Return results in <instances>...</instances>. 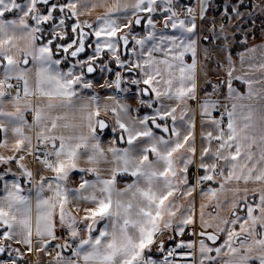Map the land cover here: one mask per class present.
Listing matches in <instances>:
<instances>
[{
	"label": "snow or ice",
	"instance_id": "1",
	"mask_svg": "<svg viewBox=\"0 0 264 264\" xmlns=\"http://www.w3.org/2000/svg\"><path fill=\"white\" fill-rule=\"evenodd\" d=\"M97 7L106 8L96 18L98 27L79 20ZM129 9L131 15L121 26L117 14H127ZM158 10L168 14L164 28H178L182 35H162L147 50L144 45L146 40L155 39L154 31L142 39L133 35L141 49L140 57L146 52V58L135 63L121 60L119 42L127 48L129 34H117L133 24L140 25L142 19L154 30L151 14ZM204 11V0H200L201 18ZM233 11L240 15L236 8ZM139 13L149 15L142 18ZM187 13L190 20L179 19L173 0H135L132 4L114 0L111 6L107 0H0V165L5 166L0 172V253L11 248L6 242L14 241L25 246L28 253L50 256L51 264H175L169 257L191 256L192 252L177 250L194 249L196 245L181 239L166 250L164 235L171 230L173 235L168 239L175 241L195 224L188 198L199 188L201 196L214 201L217 209L214 216L208 214L209 222L204 211L208 204H200L199 236L214 246L199 239V264H264V79L245 78L250 73L234 75L236 69L229 55L227 80L222 83L227 86L231 107L212 99L220 85L210 81L212 92L205 91V96L199 97L197 42L183 35L195 31L196 17L191 7ZM73 18L69 25L67 21ZM84 28L91 29L96 37L95 55L77 60L62 71V62L85 51L90 33ZM105 49L119 68L125 69L127 64L126 71L139 70L142 78L131 83L144 85L139 92L148 99H141L140 104L151 109V114L134 117L128 114L127 105L116 101L110 110L116 114L112 131H119V136L107 148L101 144L97 127L103 130L108 125L103 119L94 120L100 115V106L91 107L98 98L92 96L79 107L75 99L78 86L93 87L85 80L84 69L94 72L93 61ZM154 52H162L163 58ZM249 52L254 60L257 49ZM61 53L64 55L54 58ZM186 53L192 55L190 64L185 62ZM30 59L35 70L22 67ZM249 68L264 73V50L258 65L250 64ZM234 79L247 84V97L232 87ZM122 80L117 71L107 86L127 91L121 88ZM255 84L260 88L254 89ZM245 99L258 104L242 103ZM190 101L198 109L192 108ZM65 109L72 110L71 119ZM104 111H109L107 105ZM117 139L126 146L116 147ZM29 159L38 165L35 175ZM13 166L32 185L28 191L35 189V209L31 196L22 194L20 180L5 179L16 176ZM192 167L196 169L194 176ZM41 171L51 175H40ZM74 172L81 174L79 183L69 187ZM190 176L194 183H190ZM118 177L130 181L121 187ZM209 182L218 187H202ZM46 190L52 195H42ZM225 209L228 215H222ZM57 217L66 237L57 235ZM210 228L214 231L208 232ZM221 234L225 239L217 245ZM154 247L165 253L163 259L154 258ZM13 251L23 259L20 248ZM66 251L70 255H65Z\"/></svg>",
	"mask_w": 264,
	"mask_h": 264
},
{
	"label": "crops",
	"instance_id": "2",
	"mask_svg": "<svg viewBox=\"0 0 264 264\" xmlns=\"http://www.w3.org/2000/svg\"><path fill=\"white\" fill-rule=\"evenodd\" d=\"M134 1L135 0H124V2H126L128 4L135 3ZM113 2H114V0H107V5L111 6ZM186 2H187V0H183V3L181 4V6L179 5L180 9L177 12H178L179 19H185L186 21H188L191 18H185V17H183V14H182V5L185 4ZM105 11H106L105 7H97L95 9H91L90 11H87L83 15H81L79 17V20L81 22L86 21L87 23L93 24L94 28L98 27V22H97L96 18L100 15H103ZM131 11L132 10L129 9V12L127 14L123 13V12L118 13L117 14V23L120 24L121 26H123L125 23H127V19L130 17ZM156 13L151 14L153 16L155 23H156V28L154 30L147 26L146 19H142V23L140 25L133 24L131 29L124 28L123 33L117 34L118 36L123 35L125 33L129 34V44H128L127 48L123 47V41L119 42L118 55H120L121 60L135 63L137 61V59L146 58V52H145L144 57H140L141 49H140V46L135 44V41L132 40L133 35L136 36L138 39H142V38H146L148 36L149 32L154 31L155 39L154 40H146V43L144 45L145 50L151 48L153 46V44L158 43V41L162 35L163 36H175V37H180L182 35L181 30L178 28L177 29H172L171 27L164 28L163 21H164L165 16L168 15L167 13H164V12L157 13V14ZM139 15L142 18H144V17H147L149 14L148 13H139ZM158 15H159V17H156ZM9 18H11V17H9ZM133 19H134V17H133ZM74 21H75V18L67 21V23L69 25H71ZM195 23H196L195 31L191 34L184 33L183 35L189 39H195L197 42L196 43V61H197L196 73H197V85H198L197 92H198V96L203 98L205 96V91H207L209 93L212 92V88L210 90V89H207L206 87H208V85H210L208 83L209 81L212 84H214V81L216 80L215 75H216L217 71H219L221 69L223 61H221V59L219 60L217 58L214 59V57H211V56L209 57L208 54H207L208 57H206V53H208V51L206 50V47H207L206 42H209V39H206L204 37V35L202 34V24H201L199 17H196ZM44 27H46V26H44ZM84 31L90 33V35H91V31H92L91 29L84 28ZM254 33H256V34H255L254 39L251 40L250 45L247 46L246 45L247 43L241 42V44L243 43L244 49L241 50L240 52L236 53V55H235V53H230L229 55L231 56V59L238 57V59L241 60V54H243L244 60H246V62L249 63V60H250V55L248 54L249 49H252V48L257 49V48H261V47H262V49H264V36L263 35L259 36V32H257V30ZM72 36H74V34H72ZM91 36H92V40L89 42L88 47H87L90 50L89 54H87L84 57H81L82 53H80L78 57L68 58V61L62 62V64L60 65V68L62 71H67L68 67H70L71 64L75 63L74 62L75 59L76 60H82V59L87 60V58L89 56H93L95 54L94 48H95V44H96V37L94 35H91ZM42 42L43 41H37L38 44L42 43ZM165 46H167V45H165ZM133 48L136 49L135 53L132 52ZM62 55L63 54L61 53V54H59V56L54 57V58H60ZM153 55L156 56L157 58H163L162 52H154ZM233 55H235L236 57H234ZM184 59H185L186 63L190 64L192 62L191 53H186ZM232 62H233V65L235 66V69H236L239 65L235 61H232ZM224 63H226V62H224ZM64 64H67V65L64 67ZM96 64H98L96 67H94V65H93V67L96 70L92 73L87 72L85 75L86 80L91 81L93 87L89 88V89H82V88H79V86H78L77 87L78 97L75 99L77 102V106L79 107V105L82 103H88L89 99L92 96H96L98 98L95 102L91 103V107L93 109H95L97 104L100 106V115L98 117H94V120L103 119L105 121V123L108 125V127L103 129V130H101L97 127V135L100 138L101 144H102V146L107 148L108 146H110L111 141L114 138L119 136V131H117V132L112 131V128L115 127V116H116V114L110 110L112 107H116V103H115L116 101H119V103L122 105H127L128 110H129L128 114L131 116H134V117L135 116H143L144 114H151V109H148V108H146L140 104L141 99H144V100L148 99V97L142 96L139 92V89L143 88L144 85L143 84L134 85L131 83L132 79H141L142 78L139 70H134L132 72H128L125 70L127 68V64L125 65V69L119 68V66L115 63V60L113 59L112 54L110 53V51L108 49H105L104 52H102L100 54V56L97 58ZM111 64L114 65V68H112ZM105 66H107L108 69H112V71H108L106 79L103 82H101L100 80L98 81L97 77H99V70L101 69V67H105ZM22 67H29V68H33V70H35V65L31 61V59L29 60L28 65H26V66L22 65ZM79 70H80V68L77 66L76 71L79 72ZM0 71H2V69H0ZM117 71H119L121 73V76L123 78L122 83H121V88L127 89V91H121L119 89H116L114 86L113 87L107 86L108 84H110L112 81L115 80V72H117ZM235 72H234V75H235ZM236 73H237V75H240L238 72H236ZM218 79H219V81L221 80V78H218ZM222 79H223V81L227 80V79H224V77ZM13 81H15V80H13ZM223 81H221V83H220L221 86L223 87V88L221 87L222 92L218 91L215 95L212 96V99L218 100L222 105H227L230 108L232 101L227 98L228 89L224 86L225 84L222 83ZM239 82H240V80L234 79L232 81V85H233L232 87L234 89H235V87L237 88L236 84ZM21 88H22V84H21ZM219 90H220V88H219ZM119 91L122 92V96L120 98H117V93ZM236 91H238V90H236ZM239 94L247 97V95H245L244 92L239 93ZM110 97H114L115 99H110ZM165 103H171V102L165 101ZM242 103L258 104V101H256V100L249 101L248 99H245L242 101ZM105 105H107L109 108V111H107V112L104 111ZM190 105L192 108L198 109V106L196 105L195 102L190 101ZM154 106H159V105H154ZM220 110H222V108ZM64 111L67 113L68 118L71 119L72 110L65 109ZM217 113H219V112H214L213 115H216ZM121 115L123 116V113ZM29 119H30V117H29ZM78 120H79V113H77V121ZM196 121H197V147L199 148L200 147V140H199L198 134H199L201 129H200V118H199L198 112H197ZM121 144L122 143H120L119 140L117 139L115 146L116 147L126 146V145L122 146ZM28 163H29V167L32 168L34 175H35L36 169L38 168V165L35 164V162H33L31 159H29ZM4 167L5 166L0 165V172L3 171ZM102 167H107V166L102 165ZM13 172H16L15 177L9 175V176L5 177V179L9 182H11L13 179H19L21 182V186L24 189V192L22 194L25 196H31L32 202H33V209H35V200H36L35 189L33 188L31 192L28 191L30 188H32V185L27 183L26 179L19 175V172L17 171L15 166H13ZM190 172L192 173V176H194L196 174L195 167L190 168ZM40 175H51V173H48L46 171H41ZM80 175L81 174L78 172H74L72 174L71 183L69 184V187H75L78 185ZM86 178L91 179L93 177L88 176ZM122 178H127V177H118V184L121 187L124 185V183L130 181V179H122ZM36 179L38 180L39 176H36ZM190 183H194V180L192 179L191 176H190ZM207 186L218 187V184L209 182L207 185H204L202 187H207ZM2 187H3V182L0 181V189H2ZM250 187H251V185H250ZM0 195H3L2 191H0ZM42 195L50 196V195H52V193L48 192L46 190ZM188 200L192 201L195 224L189 225L185 229V233L190 231V234H189L190 239H187L185 242L194 243L196 245V248H194V249H181V252H192L193 255H191V256L176 255L174 257H169V260H174L175 264H199L200 253L198 251V247H199L200 237L198 236V233L202 230L200 227V219H199L200 204L201 203L208 204V207L204 211H205V219L209 220V222H212V221H211L208 214L211 213L214 216L216 214V211H217V209H215L213 206L215 202L214 201L209 202L207 199H204L201 196L199 188L193 193V195L191 197L188 198ZM250 200H251V197H250ZM179 202L180 203H186V201H183V200H181ZM80 214L82 215L83 213L81 212ZM240 214L243 216L242 212ZM222 215H228L227 209L224 210ZM237 230H238V226H237ZM207 231L212 232V231H214V229L210 228V229H207ZM57 235L58 236H61V235L65 236L66 235V233L59 228L58 217H57ZM170 235H173V233L171 232V230H168L164 235L165 241L169 240L168 236H170ZM223 239H225V236H224V234H221V239L217 241V245L222 243ZM60 242H62V241H53V244L60 243ZM205 242L208 243L210 246H214V245H212V243H210L207 240H205ZM6 243L11 244V248L6 249L5 256H6V252H9V251L15 252V251H13V249L20 248L22 253L26 252V257L30 254L29 257H31V258H29V260H30L31 264H36V260L39 257H43L44 261L42 264H51L52 258L50 256L46 255L45 253H28L27 248L23 245H18L14 241H8ZM154 250H155V247L153 248V252H154ZM178 253H180V252H178ZM64 254L70 255V253L67 251ZM53 255H54V253H53ZM211 255H215V253H212ZM154 258L157 260H161V259H163V256H154ZM206 264H207V262H206Z\"/></svg>",
	"mask_w": 264,
	"mask_h": 264
},
{
	"label": "rangeland",
	"instance_id": "3",
	"mask_svg": "<svg viewBox=\"0 0 264 264\" xmlns=\"http://www.w3.org/2000/svg\"><path fill=\"white\" fill-rule=\"evenodd\" d=\"M245 1L246 0H243V3H245ZM252 1L253 2L251 4V7L243 8L242 7L243 3H241V0H210L208 11L204 18L200 17V0H187L186 2L189 3V5L194 9L195 17L200 18L202 24V34L206 39H209V42H206V46H207L206 50L208 51V53H206V57L211 56L214 57V59L217 58L223 61L224 65L222 64L221 69L217 71L215 75L216 80L215 81L213 80L214 84L220 85L219 87L220 90L218 89V91L220 92H222L221 90L223 88L220 84L221 81H223L222 78L224 77V79H227L226 69L228 67V60L226 59V57L229 56L230 53H234L232 51L233 48L236 46L238 47L239 45H243V43L241 44V42L247 43L246 45L249 46L251 40H253L255 37L256 33L254 32H256V30L257 32H259V36L260 35L264 36V0H252ZM173 2H174L173 4L175 6V10L179 11L180 9L179 5L181 6L183 0H173ZM160 7L162 8L163 5H160ZM233 8H236L238 10V12L240 13L239 16L236 14V12L233 11ZM161 12L162 11L160 10L157 11V13H161ZM156 17H159V15ZM74 38H76L75 34L73 36V39ZM261 50L264 49H262V47L257 48V53L255 54L256 58L254 60L252 59L253 54L248 52V54L250 55L249 63L246 62V60H244L242 64V62H240L241 60L238 59V57L232 58L231 60L237 62V64L239 65L236 68V72H238L241 76H243L245 73H250V76H246L245 78H251L253 80L264 79V73L249 68L250 64L258 65V63L260 62ZM236 53L238 52H235V55ZM235 55L233 56L236 57ZM76 61L77 60L75 59L74 62ZM96 63H97V59L93 61L94 67L98 65ZM107 69L105 67H101V69L99 70V77H97L98 81L100 80L101 82H103L106 79L108 73ZM84 72L86 75L87 70L85 69ZM236 72L235 75H237ZM84 78L86 80V77ZM218 78H221V80L219 81ZM238 84L241 86V88H239L240 86H237V88L235 87V89L238 90L236 92L237 93L244 92L245 95H247L248 92L247 84H245L243 80H240V82L237 83V85ZM224 86L227 88L226 84ZM206 88L211 90L212 87L208 85V87ZM256 88L257 89L260 88V85L255 84L254 89ZM220 111H223V108ZM174 245L175 244H172L169 248L167 245L165 246V248L167 250L174 247ZM177 252H181V249H178ZM29 255L26 257V252L25 253L23 252V259H20L17 257L15 252H12L11 256H9L8 252H6V256L0 258V264H10V261L13 259L16 260V264H31L29 260V258L31 257H29ZM43 261H44L43 257H39L36 260V264H42Z\"/></svg>",
	"mask_w": 264,
	"mask_h": 264
},
{
	"label": "trees",
	"instance_id": "4",
	"mask_svg": "<svg viewBox=\"0 0 264 264\" xmlns=\"http://www.w3.org/2000/svg\"><path fill=\"white\" fill-rule=\"evenodd\" d=\"M252 2H253L252 0H246L245 3L242 4V7L243 8L251 7ZM45 26H46V28L48 27V25H45ZM72 38H73V36H72ZM91 40H92V36L89 34V39L85 42V52L83 53L84 55H82L81 57H84V56H86L89 53L90 50L87 47H88V44H89V42ZM243 49H244V46L243 45H239L238 47L237 46L234 47L232 51L235 53V52H239V51H241ZM66 65L67 64H64V67ZM111 66H112V68H114V65L113 64H111ZM236 86H240V85L239 84L238 85L236 84ZM240 88H241V86H240ZM121 145L124 146V144H121ZM122 179H130V178H122ZM189 234H190V231L187 232V233H185L183 237H177V239L175 241L178 242L181 239L184 240V241H186L187 239H190V235ZM175 241H173V240H167V242L165 241V246L170 245V244L171 245L172 244H175L176 243ZM164 255H165V253L157 252L156 249L153 252V256H164Z\"/></svg>",
	"mask_w": 264,
	"mask_h": 264
},
{
	"label": "built area",
	"instance_id": "5",
	"mask_svg": "<svg viewBox=\"0 0 264 264\" xmlns=\"http://www.w3.org/2000/svg\"><path fill=\"white\" fill-rule=\"evenodd\" d=\"M188 7H191V6L189 5V3H185V4L182 5V14H183V17H185V18H191V17L188 15V13H187V8H188ZM191 8H192V7H191ZM193 15H195V14L193 13ZM12 83L15 84L16 81H12ZM121 96H122V92L119 91V92L117 93V98H120ZM215 116H219V113H217Z\"/></svg>",
	"mask_w": 264,
	"mask_h": 264
},
{
	"label": "water",
	"instance_id": "6",
	"mask_svg": "<svg viewBox=\"0 0 264 264\" xmlns=\"http://www.w3.org/2000/svg\"><path fill=\"white\" fill-rule=\"evenodd\" d=\"M209 3H210V0H204V5H205V11H204V15H203V18L206 16V13L208 11V6H209ZM201 17V16H200ZM123 47L125 48V46L123 45ZM84 52H82L83 54ZM198 236H199V233H198ZM200 237V236H199ZM205 239L204 237H200V239ZM210 242V241H209ZM211 243V242H210ZM5 256V252L4 253H0V258H3Z\"/></svg>",
	"mask_w": 264,
	"mask_h": 264
},
{
	"label": "flooded vegetation",
	"instance_id": "7",
	"mask_svg": "<svg viewBox=\"0 0 264 264\" xmlns=\"http://www.w3.org/2000/svg\"><path fill=\"white\" fill-rule=\"evenodd\" d=\"M89 39V36L86 38V40H85V42L87 41ZM85 52V51H84ZM82 55H84V54H82ZM69 58H72V57H69ZM192 235V234H191ZM171 246V244L170 245H168V248Z\"/></svg>",
	"mask_w": 264,
	"mask_h": 264
}]
</instances>
